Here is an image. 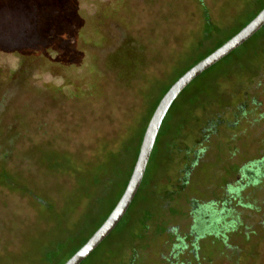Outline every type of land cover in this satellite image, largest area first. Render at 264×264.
I'll return each mask as SVG.
<instances>
[{
	"label": "rangeland",
	"instance_id": "374dc122",
	"mask_svg": "<svg viewBox=\"0 0 264 264\" xmlns=\"http://www.w3.org/2000/svg\"><path fill=\"white\" fill-rule=\"evenodd\" d=\"M51 3L50 22L57 23L56 14L62 27L53 40L69 39L79 52L71 63L63 62L54 46H33L35 32L12 43L0 40L8 49H23L0 46V264H39L68 223L62 213L86 206L82 187L96 173L97 162L105 164L115 151L110 139L127 140L135 133L150 101L192 62L202 5L221 28L213 40L233 33L246 19L241 11L250 6L245 0ZM65 10L62 24L57 12ZM208 45L203 49L209 50ZM261 45L253 42L221 61L176 101V116L166 121L157 139L131 220L142 202L153 208L167 186L183 185L166 201L175 212L161 218L176 230L177 239L169 241L168 233L154 237L150 223L146 249H136L135 264H231L211 241L226 234L230 221L249 230L264 222V68L243 92L241 112H223L217 104L206 114H191L186 106L191 94L205 91L239 59L251 62L248 69L230 74L219 86L227 96L244 88L248 70L264 66V55L248 56ZM238 99L234 95L231 101ZM215 110L218 120L212 119ZM194 115H200L198 121ZM236 188L238 195L231 191ZM151 190L158 195L151 197ZM116 235L113 246L101 247L91 261L109 253L115 258ZM238 239L232 242L241 243ZM130 244L119 257L127 258ZM254 253L252 264H264V237Z\"/></svg>",
	"mask_w": 264,
	"mask_h": 264
},
{
	"label": "trees",
	"instance_id": "16d2710c",
	"mask_svg": "<svg viewBox=\"0 0 264 264\" xmlns=\"http://www.w3.org/2000/svg\"><path fill=\"white\" fill-rule=\"evenodd\" d=\"M245 2H248L250 4L247 10L243 8V10L241 11V14H244V16L246 17L245 21L239 24L237 29L233 33L222 40H219V38L213 40V38L221 31V28L217 21L212 19L207 7L202 5L203 12L200 15L201 25L195 32L196 40L194 44V50L196 51V54L193 56V59H191L192 62L186 65L185 68L180 71L179 75H177L167 86L163 88L159 96L154 97L150 101L148 110L142 118L139 129L135 133H132L127 140H122L121 137L119 139H110V141H112L115 146V151L111 153L105 164L104 162H97V164L94 163L96 164L94 166V168H96V173H94L92 179L87 182V186L82 187L83 196L86 200V206L83 209H81L80 207H76L74 210L62 213V217L67 214L66 218H68V223L66 224V227H61L59 229L58 235L54 239H52V241L46 248L39 264H65L89 240V238L106 220V218L112 212V210L120 200L122 194L124 193L137 159L139 147L145 129L162 97L185 72H187L198 62H200L220 46H222L226 41L237 34L264 9V0H245ZM52 9L53 8L51 0H0V40L1 38H3L9 40L12 43L14 41H17L19 38H25L27 35L29 36L30 33L35 32L36 42L33 46H35L36 43L40 46H54V48L60 54V57L64 59L63 62L71 63L72 60L70 58H73L74 55H78L79 52L69 41V39L63 40L61 42L53 40V38L55 37L54 34L56 33L54 31H58L62 27L60 28L59 26L60 24L56 18V14H54V17L57 23L54 25L51 24L50 21ZM64 12L65 14L60 11L57 12L58 15H62L59 16V21H62V24H66L67 20L65 19V17H68L66 10ZM70 32L74 33V31ZM71 37L74 38L72 34ZM258 40L262 42V45L259 48L252 50L248 54V56L251 55V58L249 59H254L256 57H259L260 55H264L263 26L254 36H252L243 45L234 50L221 61L235 54L248 44H251L253 42L255 44ZM208 44L211 47L206 51L204 50L205 48L203 49V47H206ZM3 45L6 44L0 42V46ZM33 46L32 44L31 46H26L27 49L25 50H28ZM3 47L7 51H23L22 48L12 47L11 49H8L7 45ZM30 51L31 49L27 52ZM33 51L35 52L34 49ZM221 61L216 63L207 71L218 65ZM245 62L241 59L237 60L236 62L231 64V69H225L226 72H222L217 76L216 79H214V84H211L209 88H204L205 91L198 90L194 96L193 94H191L192 96L190 95V97H188L189 99L187 98L188 100L186 102L188 112H191L192 114L193 111L195 112L198 110L201 115H203L208 112L210 106L213 107L217 104L221 108H223L222 111L231 108V104L233 105V103H231V99L234 96H230V100H228V97H226L224 91H221L219 85L230 74H244L245 70L248 69L247 64L251 63ZM263 68L264 66L261 68L256 67L253 69L251 67L246 74L249 77L247 79L246 86L244 87L245 89L242 88V86H238V88L241 87V89L238 90L237 92L239 93L236 94L240 95L245 90H248L250 88L249 83L252 84V81L254 79L253 77L258 75ZM207 71L203 72L202 74L206 73ZM196 79H194L192 82H194ZM188 86L178 95L176 100L169 108L156 137L148 164L149 162H151L153 153L156 149L157 139L162 132L166 121L176 114V101L184 94ZM211 99L214 100L205 105V102ZM241 101L242 98L239 97L236 103ZM199 116L200 115H194V120L198 121ZM219 116L220 114L215 110L214 114H212L213 118H211L214 119V117H216L215 119L218 120ZM212 119L208 120V124L212 121ZM217 120H215V122H218ZM181 124H184V120L181 121ZM146 170L141 185L135 195V198L126 211L122 220L112 231V233L81 264H135L137 252L136 249H141V251L143 249H146L144 238L148 234L150 223H153L154 237H157L162 233H168V236L170 237L169 241H176V230H170V228L166 227L165 222L161 220V218L163 217V215H169L175 212L174 210L172 211L170 207H168L167 204L169 203H166V201L177 196V194L179 193L177 189H182L183 185H181L180 187L176 186L172 188H168L167 186V188H165L163 192L160 193L161 198L155 205L152 206L153 208L148 207V205L146 206L145 203L142 202L143 205L141 204L140 209H136L137 214L135 218L131 220V211H133V206L135 205L136 201H139V195L141 194L140 192L146 177ZM238 190L239 189L236 188L232 189L231 191L235 192L236 195H238ZM154 191L155 190H151V193L149 194L151 197L154 195L157 196V193H159H156ZM211 210L213 211V209ZM226 226V234H222L221 239L216 238L212 240L211 243H215L216 246L221 249L222 254L226 255L224 256L231 262V264H252V261L255 258L254 248L258 244V241H261L264 237V222L260 223L258 228L254 230H249L246 227H242L238 220L230 221ZM115 233H117V237L120 236L117 240V243L115 244L117 245L115 258L112 253H109L105 259H101L102 261H96L95 258L91 261V258L95 256V254L101 247L107 246L108 249H110L113 246L111 240H113V234ZM217 234H219V232ZM238 236L240 238L238 240H240L241 243H233L232 240L237 239ZM126 242H128L129 244L131 243V250H129L130 252L127 258H123V256L121 258L119 257V254L125 248ZM136 244L137 246H135ZM222 244H224L225 246H223ZM177 247L178 246H174L173 249H176ZM179 247L184 248L185 246L183 243H181V246ZM192 247V251H194L193 259H197V254L195 253V250H197V245L195 242L191 243V248Z\"/></svg>",
	"mask_w": 264,
	"mask_h": 264
},
{
	"label": "water",
	"instance_id": "95a60500",
	"mask_svg": "<svg viewBox=\"0 0 264 264\" xmlns=\"http://www.w3.org/2000/svg\"><path fill=\"white\" fill-rule=\"evenodd\" d=\"M264 26V9L237 34L185 72L165 93L145 129L130 179L120 200L89 240L65 263L81 264L116 228L141 185L162 122L178 95L198 76L243 45Z\"/></svg>",
	"mask_w": 264,
	"mask_h": 264
},
{
	"label": "flooded vegetation",
	"instance_id": "af4514ba",
	"mask_svg": "<svg viewBox=\"0 0 264 264\" xmlns=\"http://www.w3.org/2000/svg\"><path fill=\"white\" fill-rule=\"evenodd\" d=\"M236 91H238V90H236ZM236 93H237V92H236ZM236 93H235V92H232L231 95H229V96L226 95V97H228L227 99L230 100L229 97L232 96V95H233V96L235 95V96H238V97H241V98H242V96H244L243 92H242V94H240V95H238V94H236ZM231 100H232V99H231ZM231 102H232V101H231ZM232 103H233V105L231 104V108L234 109V111H236L237 113L242 111L243 108H242L241 106H239V105H242L241 102H238V103H236V102H232ZM231 108H229V109H231ZM223 112H224V111H223ZM240 114H241V113H240ZM235 117L237 118V116H235ZM232 125H234V124H232ZM208 128H209V127H208Z\"/></svg>",
	"mask_w": 264,
	"mask_h": 264
}]
</instances>
